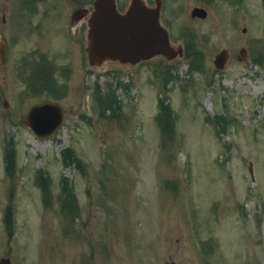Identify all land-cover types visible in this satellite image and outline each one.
Masks as SVG:
<instances>
[{
  "label": "rangeland",
  "instance_id": "rangeland-1",
  "mask_svg": "<svg viewBox=\"0 0 264 264\" xmlns=\"http://www.w3.org/2000/svg\"><path fill=\"white\" fill-rule=\"evenodd\" d=\"M177 2L183 9L173 16L174 46L183 44V23L199 32L188 54L160 68L163 56L94 67L88 80L79 71H54L53 95L39 92L45 84L29 90L27 74L0 68V258L264 264V0H217L199 22L190 19L199 0ZM62 10L55 9L57 17ZM62 21L50 27V44L64 41ZM242 47L248 53L239 57ZM223 48L231 57L218 70L214 59ZM96 85L114 111L102 106ZM48 99L62 105L65 121L54 136L39 139L26 114ZM7 148L15 156L12 172ZM68 197L76 209L66 220Z\"/></svg>",
  "mask_w": 264,
  "mask_h": 264
},
{
  "label": "flooded vegetation",
  "instance_id": "flooded-vegetation-1",
  "mask_svg": "<svg viewBox=\"0 0 264 264\" xmlns=\"http://www.w3.org/2000/svg\"><path fill=\"white\" fill-rule=\"evenodd\" d=\"M177 1L179 0H147L152 7L159 5L161 21L169 30L172 26L173 9L179 3ZM216 1L199 0V4H195L190 12V19L193 22L207 19L208 16L201 18L194 14L193 9L202 7L207 10V7ZM223 1L230 4L235 0ZM126 4L122 3L120 10H123ZM57 8L63 9L60 11V17L56 16ZM91 10L92 0L88 3L81 0L78 5L77 0H61L58 4H52L51 0H5L4 5H0V41L5 40L6 55L3 61L0 59V68L7 66L16 71L17 66L23 64V69L38 71L51 83L53 78L50 74L54 71H79L87 77L91 66L86 57V31ZM58 20H63L61 27L64 41L62 44L61 40L50 44V27ZM181 28L182 36L188 39L197 37L199 32L196 25L191 26L188 23H183ZM21 40L24 45L22 52L13 60L12 55L17 49L16 42ZM76 54L80 57L78 61L73 60ZM61 58L66 61H60ZM45 72L48 75L43 74Z\"/></svg>",
  "mask_w": 264,
  "mask_h": 264
},
{
  "label": "water",
  "instance_id": "water-1",
  "mask_svg": "<svg viewBox=\"0 0 264 264\" xmlns=\"http://www.w3.org/2000/svg\"><path fill=\"white\" fill-rule=\"evenodd\" d=\"M88 25V54L93 65L101 66L106 61L136 64L158 54L168 58L176 55L167 31L160 24L158 10H149L139 1H134L128 12L122 14L116 0H95ZM227 59L228 51L223 50L215 63L224 67ZM63 119L59 104L44 103L30 109L26 124L45 138L62 125ZM0 264L11 261L3 258Z\"/></svg>",
  "mask_w": 264,
  "mask_h": 264
},
{
  "label": "trees",
  "instance_id": "trees-1",
  "mask_svg": "<svg viewBox=\"0 0 264 264\" xmlns=\"http://www.w3.org/2000/svg\"><path fill=\"white\" fill-rule=\"evenodd\" d=\"M96 91H97V93L99 94L98 96H99V98H100V100L102 101V103H103V105L102 106H105V110H107V109H112L113 111L115 110L114 109V104L113 103H111L112 102V100H110L111 98H107L106 96H105V94L102 92V90H101V88L100 87H96ZM103 109V108H102ZM165 117H164V114H160L159 115V117H158V121H160L159 123H163V126H166L167 124H165ZM7 157H8V159L10 158V159H12V164L10 165V166H13L14 164H15V156H14V153L12 154V152L11 151H8V153H7ZM66 163V162H65ZM8 164H10V163H8ZM9 168V167H8ZM45 194H47L46 192H45ZM67 199H69V197L67 198Z\"/></svg>",
  "mask_w": 264,
  "mask_h": 264
}]
</instances>
